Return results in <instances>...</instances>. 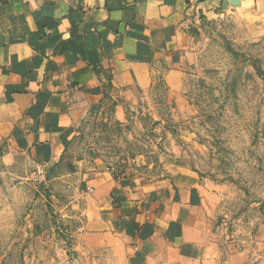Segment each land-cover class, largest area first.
Segmentation results:
<instances>
[{"label":"crops","instance_id":"1","mask_svg":"<svg viewBox=\"0 0 264 264\" xmlns=\"http://www.w3.org/2000/svg\"><path fill=\"white\" fill-rule=\"evenodd\" d=\"M260 0H241L246 10ZM228 0H0V148L37 162L65 157L93 106L118 121L159 102L187 106L181 40L192 16ZM147 109V110H148ZM67 155V154H66ZM93 264H244L225 254L201 190L184 170L120 174L76 161ZM225 256H222V255Z\"/></svg>","mask_w":264,"mask_h":264},{"label":"rangeland","instance_id":"2","mask_svg":"<svg viewBox=\"0 0 264 264\" xmlns=\"http://www.w3.org/2000/svg\"><path fill=\"white\" fill-rule=\"evenodd\" d=\"M250 6L189 19L184 108L165 100L118 121L93 106L56 162L0 148V264H93L79 160L125 175L186 171L223 252L247 248L244 264H264V0Z\"/></svg>","mask_w":264,"mask_h":264},{"label":"water","instance_id":"3","mask_svg":"<svg viewBox=\"0 0 264 264\" xmlns=\"http://www.w3.org/2000/svg\"><path fill=\"white\" fill-rule=\"evenodd\" d=\"M228 1L235 8L241 7V0H228ZM224 6H227V2L224 4Z\"/></svg>","mask_w":264,"mask_h":264}]
</instances>
